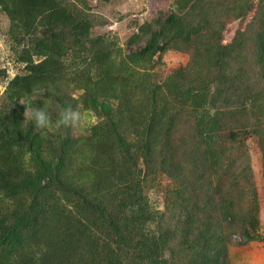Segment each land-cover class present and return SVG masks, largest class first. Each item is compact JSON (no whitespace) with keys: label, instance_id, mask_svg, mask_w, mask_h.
<instances>
[{"label":"trees","instance_id":"1","mask_svg":"<svg viewBox=\"0 0 264 264\" xmlns=\"http://www.w3.org/2000/svg\"><path fill=\"white\" fill-rule=\"evenodd\" d=\"M0 7L26 44L27 63L0 107L1 202L16 199L0 205V264H229L236 233L229 225L238 224L242 244L257 239L258 192L243 139L259 138L264 172V2L248 61L245 33L225 44L223 31L226 19L253 9L250 0H178L168 16L139 27L127 44L144 46L129 53L91 38L95 20L67 0H0ZM170 49L191 52L192 62L160 84L151 69ZM26 107L45 109L52 125L37 129L23 117ZM66 107L100 121L72 136L70 126L55 127ZM181 124L192 132L175 140ZM187 141L189 157L178 164L174 154ZM142 160L145 175L167 169L178 184L166 206L181 225L176 249L166 213L156 216L143 192ZM118 185L121 198L106 201ZM245 197L249 205L238 212ZM55 199L79 212L66 211L63 234L43 217Z\"/></svg>","mask_w":264,"mask_h":264},{"label":"rangeland","instance_id":"2","mask_svg":"<svg viewBox=\"0 0 264 264\" xmlns=\"http://www.w3.org/2000/svg\"><path fill=\"white\" fill-rule=\"evenodd\" d=\"M178 0H67L69 3H73L78 7L85 10L94 20V27L91 29L90 37L93 39L103 38L105 42L114 44L118 47H122L123 51L129 53L131 51L138 50L144 46L143 43L129 46L127 44L128 39L138 31L139 27L146 22H152L153 20L168 16L174 7L177 5ZM250 0V5L253 9L248 12L245 18L235 20L233 18L225 20V29L223 31L224 43H231L234 38L245 33L246 45L242 56L248 57L250 60L252 52L255 47L254 37L255 34L252 31L253 23L256 11L261 8L264 0ZM239 34V35H238ZM243 36V35H242ZM17 33L12 31L11 22L9 17L0 7V107L5 102V91L9 85V82L16 76L24 74L27 63L22 61L23 50L25 43L19 45L17 41ZM243 38V37H242ZM244 53V54H243ZM191 52L178 51L170 49L163 52L161 55L155 57L154 66L151 69L155 77V81L162 84L166 79L179 71L181 68L186 67L192 62ZM36 61L37 57H33ZM243 59V58H242ZM192 75L193 71H191ZM166 92V91H164ZM76 93V92H75ZM76 95V94H75ZM77 95H79L77 93ZM81 113V120L78 124L70 126L72 136H84L91 125L100 121L94 112L79 111ZM175 132V131H174ZM192 132L191 126L180 125L179 129H176L174 134L175 140L187 139V135ZM179 143V142H178ZM244 149L248 151V157L250 164L253 168L252 181L258 192V206H259V227L257 232V239L252 242L242 244L243 237L241 235V229L238 228L237 223L229 225L228 233L236 231L231 238V243L227 245V254L229 264H264V172H263V157L260 140L257 136L246 135L243 139ZM192 143L186 142L183 149L178 148L175 155V161L181 162L186 156L185 153L192 147ZM30 160V159H28ZM180 162L178 164H180ZM176 163V162H174ZM247 159L244 158L237 166L238 170L245 168ZM141 169L144 170L141 179L143 181V192L148 199L150 209L156 216L161 217L164 213L167 215V221L165 227L167 232H171L169 235L171 239L170 248L176 249L178 247V238L176 235V229L181 230V225H177V220L172 213H168L167 199L174 198V192L178 188V184L169 175V171L165 172L155 171L154 174H146L145 164L141 161ZM120 187L119 185L108 190L106 201H114L119 199L115 194V190ZM3 193H0V205L1 204H14L16 199H8L5 202L2 201ZM118 196V197H117ZM29 197V195H28ZM29 200V199H28ZM55 206H44L45 213L44 218L47 219V227L53 229L57 227L63 234L67 228H62L59 223L64 218V222L71 217L70 214H66L69 210L74 216H78V211H75L72 203H65L64 201H57L55 199ZM249 198L245 202L239 205L238 212L247 209ZM241 206V207H240ZM172 210V209H171ZM112 216V215H111ZM113 216H116L113 214ZM80 220H77V222ZM95 228V227H94ZM150 229H157V222L150 225ZM73 231V225L70 224V229ZM40 236H44V230L40 232ZM48 234V233H47ZM46 234V235H47ZM174 237V238H173ZM72 241H77L75 246L80 252L86 251L87 244H84L85 240L80 238L79 235L75 236ZM166 257H170L167 251ZM187 260L183 259L181 263H185Z\"/></svg>","mask_w":264,"mask_h":264},{"label":"clouds","instance_id":"3","mask_svg":"<svg viewBox=\"0 0 264 264\" xmlns=\"http://www.w3.org/2000/svg\"><path fill=\"white\" fill-rule=\"evenodd\" d=\"M25 120L33 121L37 129H47L52 125L53 121L50 114L42 108H30L26 107L23 112ZM81 120V113L78 110H74L71 107H66L59 114V118L55 121V127L60 128L62 126H74ZM43 247V246H41ZM40 253L37 252L36 258L38 259Z\"/></svg>","mask_w":264,"mask_h":264}]
</instances>
